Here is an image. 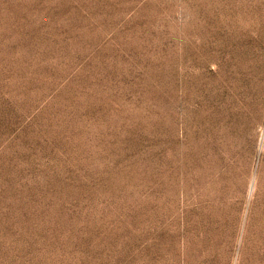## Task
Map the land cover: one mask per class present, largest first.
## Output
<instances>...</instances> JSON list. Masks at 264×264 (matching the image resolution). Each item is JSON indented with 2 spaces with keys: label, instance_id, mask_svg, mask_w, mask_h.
Segmentation results:
<instances>
[{
  "label": "rangeland",
  "instance_id": "rangeland-1",
  "mask_svg": "<svg viewBox=\"0 0 264 264\" xmlns=\"http://www.w3.org/2000/svg\"><path fill=\"white\" fill-rule=\"evenodd\" d=\"M0 264H264V0H0Z\"/></svg>",
  "mask_w": 264,
  "mask_h": 264
}]
</instances>
